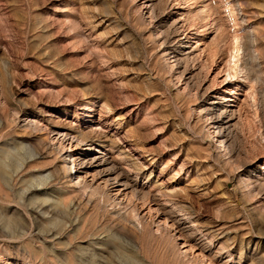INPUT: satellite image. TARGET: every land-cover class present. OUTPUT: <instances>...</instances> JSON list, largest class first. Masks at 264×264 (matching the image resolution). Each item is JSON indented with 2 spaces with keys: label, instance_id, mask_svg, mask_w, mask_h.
<instances>
[{
  "label": "rangeland",
  "instance_id": "rangeland-1",
  "mask_svg": "<svg viewBox=\"0 0 264 264\" xmlns=\"http://www.w3.org/2000/svg\"><path fill=\"white\" fill-rule=\"evenodd\" d=\"M237 44L264 82V0H0V264H264L263 115L227 79ZM88 146L141 196L71 165Z\"/></svg>",
  "mask_w": 264,
  "mask_h": 264
},
{
  "label": "bare ground",
  "instance_id": "bare-ground-1",
  "mask_svg": "<svg viewBox=\"0 0 264 264\" xmlns=\"http://www.w3.org/2000/svg\"><path fill=\"white\" fill-rule=\"evenodd\" d=\"M228 13H230V12H228ZM236 42L237 41H235V43ZM235 48H236V54L234 56L231 55V57H230L231 59L233 58L235 60L234 61L235 64L232 67L230 65L231 62H229L230 68L228 71L227 79L229 78V81L238 82L234 86L239 87L246 92V99H247V103L249 104V109H247L248 114H249V112L252 113V111H253V113L256 115V112L259 111V109L261 108L262 113L261 112L260 113L263 116H262V119L260 122L264 125V106H262V103H260L257 100V98H258L257 94L258 93H256V88L258 86L264 85V82L260 76L259 70L256 69V67L255 68L252 67L251 69H247V66H244V64L248 65L247 64L248 62L251 65H253L254 63L257 65V62L259 61V56H256L253 53V51H251V45H250V47H248V50L246 51V55H245L246 60L239 57L240 59L245 60L246 62L243 61L244 64L242 63L239 66V65H236V63H238V61L240 60V59L236 60L238 57L237 52L239 51L238 44H237V47H235ZM240 74H242V79L239 78ZM225 81H227V80H225ZM255 85L257 86L256 88H255ZM215 110L219 113V117L216 120V123L214 124L216 134H217L216 135L217 136V142L222 146V148L225 147L226 149H230V146L228 145L229 141H228V137H227L228 136L227 132L231 127V123L235 119V115H236L237 111L236 112L231 111L227 107H219V106L217 108H215ZM235 125H236V123H235ZM233 127L235 128L236 126H233ZM78 138L71 136V134H61L59 132L57 137L55 138V142L58 144L59 148H63V149L66 147L71 148L73 143L78 144V146H79V143H81V141ZM261 139L264 140V135H262V134H261ZM95 148L96 147H94V146H88V148L84 152H81L77 155L70 153L69 158L72 160L71 165H73V166L76 165L79 167L82 166V168L83 167L84 168L90 167V168H95L98 170L103 169V168H104V170L107 169L108 173H107V182L106 183L111 184L113 186L117 185L120 188H122L124 191L125 197H127V195L129 193L134 195L133 197L141 196V194L143 193L142 190L140 189L141 186L139 185V183L135 179H132L130 177L129 173L124 168H122V166L119 165L120 163H118L117 160H114V158H112L110 156V154H108V153L107 154L106 153L92 154V152L94 150H96ZM74 169H75V167H74ZM72 171L73 170L71 169V172ZM74 172L75 173L73 174V172H72V174H73V177L76 179L77 184L80 185L81 187L82 186L84 187L85 181L79 176L78 171L75 170ZM261 179H262V177H259V179H257V182L259 183ZM113 199H114L113 201H116V203H118L119 206L123 204V203H121L122 201L121 202L118 201V197H114ZM122 206H124V205H122ZM133 218H136L135 219L136 221H134V222H137V224L140 225L139 215H134ZM170 219H171V217L168 218L165 216V225L168 224V221H170ZM180 224L181 223L179 221L174 219L171 221L170 227L176 228L175 232H177V230H179L178 234L180 237H182L181 230H180V228H181Z\"/></svg>",
  "mask_w": 264,
  "mask_h": 264
}]
</instances>
